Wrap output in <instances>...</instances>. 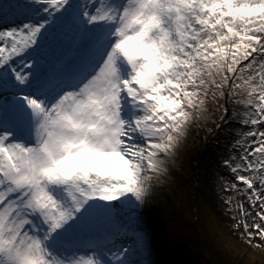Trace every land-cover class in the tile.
<instances>
[{
  "label": "snow or ice",
  "instance_id": "6c2138e0",
  "mask_svg": "<svg viewBox=\"0 0 264 264\" xmlns=\"http://www.w3.org/2000/svg\"><path fill=\"white\" fill-rule=\"evenodd\" d=\"M6 13L26 19L0 29V264H138L144 233L107 246L113 202L141 210L226 104L241 129L224 203L264 245V0H0Z\"/></svg>",
  "mask_w": 264,
  "mask_h": 264
},
{
  "label": "rangeland",
  "instance_id": "374dc122",
  "mask_svg": "<svg viewBox=\"0 0 264 264\" xmlns=\"http://www.w3.org/2000/svg\"><path fill=\"white\" fill-rule=\"evenodd\" d=\"M36 7L40 6L37 5ZM25 19L24 16L6 13L0 18V29L17 27L25 22ZM225 106L229 109L227 114L216 113L208 122L200 127L193 125L189 130L173 162L168 166V172L160 177V182H154V191H152L154 200L147 197L144 207L138 212L123 209L133 219L132 221L129 218L125 220L126 227L124 229L118 227L114 230L116 232L115 237L108 242V247L113 249L135 247V232L144 233L145 230L133 213L138 214L145 209L152 208L158 213L163 212L160 203L156 201L160 198L159 194L161 193L158 189H166L171 193L176 191L179 199L181 198V196L179 197L181 190L183 191L181 194L183 198L186 199L188 196L195 198L196 211L193 213V217L198 223L203 239L210 246L209 250L221 257L220 264H264V245L257 248L255 244L262 242L257 240L249 245L246 238H241L243 229L237 230L233 227L235 221L224 203V197L227 193L223 191V183L233 180L234 177L223 162L233 154L234 150L231 145L238 138L233 136L234 139L230 140V138H226L225 132L229 131L233 135V130L238 132L241 129L240 124L231 119L232 105L227 104ZM219 115H225L227 122L217 120L215 117ZM205 154L210 162L205 166H200V173L195 179L187 180L181 170L182 167L191 163L198 164L200 162L198 155ZM182 200L181 198L179 201ZM153 203H155L154 207H152ZM151 256L148 249L138 250L134 259L138 261V264H156ZM218 263L219 260L217 259L215 264Z\"/></svg>",
  "mask_w": 264,
  "mask_h": 264
},
{
  "label": "trees",
  "instance_id": "16d2710c",
  "mask_svg": "<svg viewBox=\"0 0 264 264\" xmlns=\"http://www.w3.org/2000/svg\"><path fill=\"white\" fill-rule=\"evenodd\" d=\"M233 132V135L229 131L225 132L226 138L233 140L237 131ZM198 156V164L184 165L181 169L187 180L195 179L200 173V166L210 162L206 154ZM158 190L161 193L156 201L160 203L163 212L158 213L152 208L135 215L145 230L146 249L152 255L153 261L156 264H215L218 259L220 264L221 257L209 250L210 246L203 239L193 217L196 211L195 198H183V191L180 190L179 197L183 200L179 201L181 198H178L176 191L171 193L166 189ZM153 195L152 192L148 197L154 200ZM154 206L155 203L152 207Z\"/></svg>",
  "mask_w": 264,
  "mask_h": 264
},
{
  "label": "bare ground",
  "instance_id": "6f19581e",
  "mask_svg": "<svg viewBox=\"0 0 264 264\" xmlns=\"http://www.w3.org/2000/svg\"><path fill=\"white\" fill-rule=\"evenodd\" d=\"M121 223H122L123 226H120V228L124 229L126 227V223H125V221H121ZM115 234H116V232L113 231V233L111 234L110 237L114 236Z\"/></svg>",
  "mask_w": 264,
  "mask_h": 264
}]
</instances>
